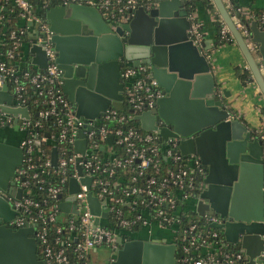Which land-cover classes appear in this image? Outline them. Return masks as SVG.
<instances>
[{"label":"built area","instance_id":"1","mask_svg":"<svg viewBox=\"0 0 264 264\" xmlns=\"http://www.w3.org/2000/svg\"><path fill=\"white\" fill-rule=\"evenodd\" d=\"M71 1L95 6L113 28L128 22L138 6L157 3V0H0V8L10 4L11 10L16 7L18 18L24 20L23 26L18 24L8 31L4 27L0 34V85L11 81L8 87L12 105L28 106L30 114L29 118L20 117L18 124L22 132L19 140L22 162L15 168L12 179L22 193L12 200L19 214L9 224L32 226V236L45 264H96L92 252L99 245L115 252L119 248L120 230L136 225L145 227L147 234H155L156 229L167 230L166 238L175 242L173 264H264V242L263 257L253 256L251 262L250 255L239 245L246 230L239 232L237 240L228 241L221 228L212 226L213 222L223 221L219 214L200 216L192 212L206 187V169L200 156L180 152V134L164 139L157 130L144 129L135 119V114L151 111L156 99L164 94L146 64L122 65V109L110 106L91 119L76 114L75 104L63 91L62 69L56 63L57 51L49 40L50 30L43 15L50 4ZM222 1L232 10L230 17L255 55L264 78V60L250 31L251 21H257L258 16L264 22V10L257 14L250 6L241 4L233 9L230 0ZM241 14L246 16V22ZM188 17L189 37L202 46V22L194 11ZM221 20L220 37L234 38ZM27 28L34 33L32 41L44 47L48 61L45 69H21L22 63L30 62L22 56L21 49ZM13 57L20 62L8 64ZM28 100L37 108L36 118H32ZM42 118H52L48 127L42 126ZM161 123L160 119L158 124ZM6 124L14 125V116L0 109V126ZM250 129L252 136L264 139L261 125ZM50 137L53 143H47ZM81 139L85 140L83 150L76 147V141ZM53 148L55 164L51 161ZM71 177L77 185L74 190H70ZM89 194L97 199L98 213L91 209ZM63 202H68L67 209L62 208Z\"/></svg>","mask_w":264,"mask_h":264},{"label":"water","instance_id":"2","mask_svg":"<svg viewBox=\"0 0 264 264\" xmlns=\"http://www.w3.org/2000/svg\"><path fill=\"white\" fill-rule=\"evenodd\" d=\"M213 1L264 97V78L255 55L223 1ZM185 3L157 0L148 7L140 5L128 22L114 28L95 6L76 1L50 4L43 15L50 30L49 40L57 51L56 63L62 69L63 91L75 104L79 116L91 119L110 106L122 109V65L143 63L149 67L164 94L156 99L151 111L135 114V119L142 128L157 130L164 139L180 134V152L200 156L206 169V187L192 212L200 216L219 214L223 221L213 222L212 226L221 228L228 241L237 240L239 232L246 230L239 245L252 262L253 256L263 257L264 139L252 136L251 129L239 118H233L224 104L222 95L228 92H219L202 47L189 37L190 19ZM250 29L252 41L264 60V27L252 20ZM34 38L30 33L25 37L26 58L42 70L47 66V56L42 43L32 41ZM202 42L205 49L211 47L210 40ZM0 109L14 116L15 129L20 117L30 116L28 106L12 105L7 82L0 85ZM160 119L162 123L158 124ZM108 142L111 143V136ZM76 147L83 150L85 140H77ZM51 161L56 162L55 148ZM21 162L22 148L0 139V264H45L38 256L32 226L9 224L19 214L12 200L20 198L22 188L12 176ZM69 181L70 190L76 189L75 179L71 177ZM88 198L92 211L98 213L96 197L89 194ZM61 206L67 209L68 202ZM129 229L145 233L143 226ZM145 234L147 238H130L127 234L121 242L120 232L119 248L109 257L108 264H173L174 239Z\"/></svg>","mask_w":264,"mask_h":264},{"label":"crops","instance_id":"3","mask_svg":"<svg viewBox=\"0 0 264 264\" xmlns=\"http://www.w3.org/2000/svg\"><path fill=\"white\" fill-rule=\"evenodd\" d=\"M237 3L252 7L264 6V0H237ZM4 10L11 13V5L9 4L8 6H5ZM194 13L202 22V28L204 30L203 40H210L211 44L209 50H206L204 44H202L201 52L205 54L210 63V70L215 77L219 92L222 93V89H225L228 92V95H222L224 104L229 110L231 108L237 116L243 118L251 126L257 128L260 127L262 119H264V111H261L262 108H264V97L260 94L256 82L247 81L242 83L235 75L233 68L234 65H245L248 67L238 44L234 41L223 42L214 46L216 27L214 25L213 12L210 11L203 1H198ZM21 20L18 21L20 22ZM23 23L24 22H21L19 25L23 26ZM26 31V34L30 33L31 36L34 35L31 29L27 28ZM207 52H209V56L207 55ZM29 63L33 69H37L36 64L32 62ZM232 115L231 111V116ZM248 127L250 128V126ZM13 133L15 132L13 131ZM21 137V131L19 132L18 137L5 133V131L0 135V139H5L6 141L13 142L17 145H19Z\"/></svg>","mask_w":264,"mask_h":264},{"label":"trees","instance_id":"4","mask_svg":"<svg viewBox=\"0 0 264 264\" xmlns=\"http://www.w3.org/2000/svg\"><path fill=\"white\" fill-rule=\"evenodd\" d=\"M201 1H203L204 4L214 14V25L216 27L215 44H214V46H216V45H218L220 43H223V42H234L235 41L234 38H230L229 39V38H221L220 37L219 31H220V26L222 25V20H221L222 17L219 14V11L216 8L214 2L213 1H210V0H201ZM197 2H198V0H186L185 5H186V8H187L188 14H190L192 11L195 10V7H196ZM230 2L232 3L233 9H235L238 6L237 0H230ZM7 5L8 4H6L5 6H7ZM224 5H225L228 13L231 15L232 14V10L227 6L226 3H224ZM250 8L252 10H254L257 14H259L262 10H264V6L263 7H252V6H250ZM17 14H18V11H17L16 7H13L12 8V12L11 13H8L7 10H4L3 7L0 8V15H1V18H0V34L2 33V29L4 27H6V29H7L6 31H8L10 28H16L18 26V22H17L18 15ZM240 16H241L242 20H244L245 22L247 21L246 16H244L242 14ZM256 22L260 26H263L264 25V22H262L260 20L259 16L257 17V21ZM250 31H251V29H250ZM12 61H14V62H20L17 57H13L11 60H8V64L14 63ZM24 68H26V69H28L30 71H33L34 70L31 67L30 63H22L21 69H24ZM233 68H234L235 75L237 76V78L242 83H245L247 81H254L255 82V80H254V78L252 76V73H251L249 67H246L245 65H234ZM8 84L11 86V81H9ZM260 94H262L261 91H260ZM28 105H30V107H31V109L33 111L32 118H36V110H37V108L29 100H28ZM231 111H232V114L234 116H236L237 118H239L246 125L250 126V128H252V130H255V127L254 126H251L243 118L237 116L235 114V112H233V110L230 108V112ZM261 111L263 112L264 111V108H262ZM51 121H52V118H47V119L42 118L41 119L42 126L48 127L46 125H49ZM261 127L264 128V120L263 119H262ZM262 133H264V130H263ZM257 135L259 136L258 133H257Z\"/></svg>","mask_w":264,"mask_h":264},{"label":"rangeland","instance_id":"5","mask_svg":"<svg viewBox=\"0 0 264 264\" xmlns=\"http://www.w3.org/2000/svg\"><path fill=\"white\" fill-rule=\"evenodd\" d=\"M18 20H21V19L17 18V22H19ZM21 22H24V20L22 19L18 24H20ZM21 49H22V56H26L27 55V48L25 47V44H24V46L21 47ZM257 124H259V123H257ZM257 124H255V125H257ZM1 129H2V131H5V133H9V134L16 136V137L19 136L20 130L18 128L15 129L13 127V124H6V125L2 126ZM13 131L15 133H13ZM47 143H53V139L51 137L48 138ZM161 231L165 234L168 233L166 229H161ZM120 232L122 233L123 239L126 238L127 234L130 237H133L137 234V231L133 230V229H127V230L121 229ZM142 232H143V230H142ZM113 254H115V252L111 248H109L105 245H99L97 247L96 251L92 252V256H93V259L95 260L96 264H108V259Z\"/></svg>","mask_w":264,"mask_h":264},{"label":"flooded vegetation","instance_id":"6","mask_svg":"<svg viewBox=\"0 0 264 264\" xmlns=\"http://www.w3.org/2000/svg\"><path fill=\"white\" fill-rule=\"evenodd\" d=\"M1 127H2V126H0V135H2L3 132H4V131H2ZM156 235H157V237H159V236H165V237H167L166 234L163 233V232H162L161 230H159V229H156V231H155V236H156ZM135 237L147 238V235H146L145 233H137L135 236L130 237V238H135ZM33 238H34V240H35V242H36V244H37V240L35 239V237H33ZM122 240H124V239L121 238V242H122ZM118 244L120 245V242H118ZM37 249H38V246H37ZM38 256H39V257L41 256L39 250H38Z\"/></svg>","mask_w":264,"mask_h":264}]
</instances>
